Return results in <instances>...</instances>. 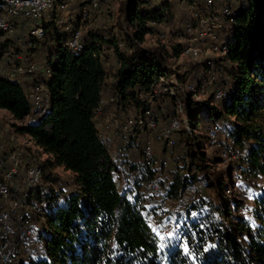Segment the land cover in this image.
<instances>
[{
    "label": "trees",
    "instance_id": "16d2710c",
    "mask_svg": "<svg viewBox=\"0 0 264 264\" xmlns=\"http://www.w3.org/2000/svg\"><path fill=\"white\" fill-rule=\"evenodd\" d=\"M184 1L190 13L185 15L189 17L181 31L165 34L157 31V27L175 21L173 0H126L120 18L124 41H118L114 32H92L85 40L81 30L83 23L100 20L104 24L102 30L111 23L109 15L110 22L102 21L108 2L103 0L101 16L94 15L89 21L78 13L77 18L66 23L71 30L81 33L83 50L80 53L66 47L59 34L60 50L53 68H49L47 59V62L36 63L41 68L30 75L0 74V110L9 113L17 122L14 132L27 137L32 145L11 143L9 149L0 145V161L6 154L19 152L22 164L17 184L36 166L43 173V184L26 205L34 206L42 200L48 202H45L47 210L42 221L39 217L33 220L31 215V223L29 216L21 223L16 220L7 223L16 225L19 231L31 232L29 239L19 237L23 241L17 242L16 260L13 259L12 264H264V0H211L210 4L208 0L209 7L207 0ZM72 5L71 12L77 13L86 3L75 0ZM192 7L201 17H193L191 21ZM219 10L226 35L222 37L219 31L216 44L224 55L215 59V68L198 64L197 69L204 67V73L189 82L188 74L193 69L183 70L173 63L185 54V45L167 43L171 40L168 36L183 35L185 29L192 32L196 28L201 30V35L205 31L200 19L218 15ZM225 11L231 15L225 16ZM63 21L57 12L44 19L45 37L48 31L66 27ZM231 24L233 26L228 28ZM15 28L16 33L8 39L0 32V64L29 69L27 67L35 66L32 59L36 60L37 55L43 53L38 49L45 37L42 40L30 37L28 20L15 23ZM154 35L158 43L145 46L147 37ZM31 42L34 47L29 46ZM7 51L13 53L10 60L5 58ZM110 54L116 62L110 90V98L118 99L110 102L116 109V120L126 114L127 118L136 113L140 115L151 98L153 118L159 123L180 119L178 134L182 132L187 150L182 172L174 173L172 178L162 176L164 163L154 171L142 164V148L151 132L138 140L123 137L128 143L124 151L116 155L103 139L97 118L106 114L107 105L100 115L99 111L109 77L106 68ZM48 74L52 79L45 84ZM173 76H176L175 83L169 82ZM26 78L32 80L25 82ZM229 83L232 88L227 92ZM42 84L44 87L40 86ZM215 84L223 87L222 100H217L215 93L207 101L194 97L195 89L201 96L202 91L213 89ZM188 86L193 89L187 90L181 114L171 89L180 91ZM32 93L45 95V98H37ZM218 127L227 136L220 146L225 147L231 158L236 151L239 153L235 158L240 164V183L232 175L234 159L225 161L220 148L215 151L218 156H207V149L217 148L212 144L210 133L219 130L215 129ZM177 144L178 140L175 147ZM39 153L48 155V160L41 161ZM222 164H228L226 173L212 169ZM7 166L10 164L4 167ZM58 170L70 172L71 182L62 180ZM3 174L1 168L0 179L7 182ZM158 175L162 195L158 197L161 204L155 206L149 202L155 196H148L146 187L155 182L152 180ZM53 183H57L59 190ZM67 183L77 188L67 190ZM199 185L213 191L214 195L195 194ZM191 191L193 199L187 201L183 209L180 207L177 214L168 211L170 218L176 219L180 237L174 247L167 250L151 226L152 217L162 210V202L179 205ZM246 193L253 196L252 206ZM2 199L0 197V212L9 206V202ZM11 215L0 219L5 222ZM0 227L1 234V223ZM40 240L46 241L45 257L26 263L24 244ZM12 249L15 253L14 246Z\"/></svg>",
    "mask_w": 264,
    "mask_h": 264
},
{
    "label": "rangeland",
    "instance_id": "374dc122",
    "mask_svg": "<svg viewBox=\"0 0 264 264\" xmlns=\"http://www.w3.org/2000/svg\"><path fill=\"white\" fill-rule=\"evenodd\" d=\"M74 0H54V7L51 11H47L46 15H45V19L46 18H50L54 12H57V14L64 19L63 21V25L66 23H69L70 21H72L74 19V17L79 15L81 16V18L86 19L88 18V20H92L94 15L101 16L102 13V4H101V0L98 3V7L96 9L93 8L90 0H83L84 3H86V6L83 7L82 9H80L77 13H73L71 12V6H73L72 4ZM125 1L126 0H108V2H106L107 7L105 8L104 14L106 16H102V21L103 22H110V19L107 17L108 15L111 18V23H107L106 26V30H102V28L104 27V24L100 22V20H98L97 22L95 21L94 23H83L81 25V30H82V35L85 37L89 36V34H92V32H106V33H111L114 32L116 33V37L118 41H124V34L120 29V18L122 17V9H124L125 6ZM159 1H164V0H159ZM173 5V10L175 15H177V17L175 18V21H173L172 23L168 24V25H162L157 27V31L165 34V33H170L172 30L175 31H181L184 28V24L186 23L185 21L188 19L189 16H185V15H189L190 10L188 9V7H186V3L184 0H173V2H171ZM211 3V0L209 1V4ZM67 4L69 5V7L67 8ZM159 5H161L160 3H158ZM208 4V0H207V6L209 7ZM87 9V10H86ZM192 11V19L194 18H200L201 15H198L197 12L195 11V8H191ZM109 12V13H108ZM225 13V12H224ZM225 15V14H224ZM231 15V14H230ZM187 17V18H186ZM228 17V16H227ZM182 19V21H181ZM186 19V20H185ZM222 19H224L222 17V13L219 10L218 11V15H214L213 17H202L200 19V25L203 27V31H205L204 33H202L200 35L201 30H199L198 28L193 29L192 32L188 31L185 29V33H183V35H177V36H172L170 35V37L168 36V38H171V40L169 39L167 41V43H169L171 41V44H177V43H183L185 45V54L181 55V57L179 59H177L176 61H174L173 63L175 64V66H181L183 70L186 69H193L191 71H189L188 74V80L189 82H194L196 79H198L199 76H201V74L204 73V67H200L197 69L198 64L203 63V64H207L209 67L211 68H215V59L218 57H223L224 54H222L221 52V48L219 46V44H216L218 42V32L221 31L220 35L223 37L226 35V31H224V26H223V21ZM84 21V20H83ZM88 21V22H89ZM122 21V20H121ZM17 22H21V19H13L12 22L10 23L11 25V30L10 32H16V28H15V23ZM44 22V19H43ZM43 22H39L41 26L44 27ZM39 23H37L39 25ZM36 23L34 24H29V31L31 32V29L33 27H35L37 25ZM206 24V25H205ZM62 25V24H61ZM227 26V25H226ZM233 25L231 24L228 28L232 27ZM187 28L190 27V25H186ZM68 31H67V30ZM224 29V30H223ZM45 30V28H44ZM70 31H71V36H70ZM76 30H71L70 26H66V27H60L57 31H48L45 37V34L43 37L41 38H33V39H37V40H42L45 37V40L42 41L41 45L39 46L38 51L41 50V52H43V54H46V56H42L41 59L39 58H35L32 59L31 63L32 64H36V63H44L48 61L50 62L49 64V68H53L54 65L56 64V59H57V55L58 52L60 50V43L58 40V36L59 34L62 35L63 37V41L66 42L65 46L68 47L69 41L73 38V34L75 33ZM54 32V33H53ZM2 33V32H1ZM46 33V31H45ZM105 33V34H106ZM4 36H8V34L3 33ZM29 34V33H28ZM81 34V33H80ZM169 35V34H168ZM230 36V35H229ZM11 37H6L5 39H8ZM158 37L156 35L154 36H148L147 37V42L145 44V46H153L156 45L158 43ZM163 38V37H162ZM204 40V42H202V44L200 45V49H197L194 45L192 40ZM82 38H81V43H82ZM169 44V45H171ZM83 45V43H82ZM30 47H34L33 42L30 43L29 45ZM214 47V48H213ZM74 51V50H73ZM76 52V51H74ZM80 53V52H78ZM13 53H11V51H7L5 53V58L10 60ZM44 58V59H43ZM20 59V58H19ZM109 62H107V71H109V77L107 78L106 81V85H105V89L103 90V101L101 104V109L99 111V115L102 113L103 107L105 105L106 106V114H104L102 116V118H97V123H98V128L100 129L101 133H102V137L104 140H106L110 146L111 152L114 155L115 153H122L124 151V140L122 139L123 137H126L127 139L129 137H132L134 139H139V136H143L146 132H151V134H153V127L152 126H160L163 123H159L155 118H153V99L151 98L147 104V108L145 109V111L141 112L140 115L138 113L136 114H132L130 115V120L128 123V115H124L123 118H120L118 120H116V116H115V107L114 105H112L109 101V98L111 96V84L114 80V72L116 71V62L113 58V56L110 54L109 55ZM5 63L0 64L1 65V69H0V74H6V70L4 69L5 65H3ZM39 68H23V67H19V69H11L10 70V74L12 75H16V76H25V75H30L33 74L34 72L38 71ZM212 73H214V71L212 70ZM216 77L219 76V73L215 74ZM220 77V76H219ZM218 77V80L220 79ZM228 77V75H227ZM172 79L169 80V82L176 80V76L171 77ZM52 79V75L48 74L46 75L44 82L45 84L50 83ZM221 80V79H220ZM25 82H30L31 78H26V80H24ZM227 81L229 82V79H227ZM222 82V80H221ZM224 82V81H223ZM227 82V83H228ZM214 82H211V84H213ZM43 86L44 85H40ZM39 86V87H40ZM193 89V86H188L187 89H182L180 91H178L176 88H172L171 89V93L174 95L175 100H176V104H177V109L179 111V113L183 114L184 109H185V101L187 99L188 96V92L187 90L189 89ZM232 88L231 83H229V86L227 87V92H229ZM37 90V89H36ZM222 90V91H221ZM219 92L223 93L225 95V92L223 90V87L221 86H217L216 84L214 85L213 89L211 87L205 89L204 91H202V95L200 96L199 93L196 91V89L193 92V95L196 99H198V101H202V100H208L209 98H211L212 94L215 93V97H218ZM216 97L217 100H222L224 98V96L221 99H218ZM117 99V98H116ZM110 100H114V96H112L110 98ZM118 101V99L116 100ZM39 105V104H38ZM215 106H217L215 104ZM219 106V105H218ZM147 110V111H146ZM138 114V115H137ZM120 120V121H119ZM0 121H2V126L0 125V145L3 146V149H9L11 143H16L17 146H21V145H28L31 146L29 144V140L27 137L21 136V135H17L14 132V125L17 124L16 121H13L11 119V116L9 115L8 112L4 111V110H0ZM5 123V124H3ZM169 123V122H168ZM174 123V124H173ZM186 123H188L186 121ZM156 124V125H155ZM174 126V127H173ZM181 127V123H180V119L179 118H175L174 120L172 119V131H173V142H157L155 141V139L151 136V134L149 135V139L152 140L153 143V149H151V156L155 162V166L154 169L149 168V166H147L144 161V158H142V164H144V166L151 171H154L156 169H160V163H164V173H162V176H169V178H172L173 174L176 172H182V162L184 161V156H186V143L184 142L185 138L182 135V132L180 134H178L179 130ZM13 128V129H12ZM189 130H191V128H188ZM215 129H219L221 132L216 133V139L215 141H212L213 145H216L217 148H209L206 150L207 156L212 158L214 156H218V154H216L215 151H217V149L220 148V150L222 151L221 156L225 161H231L232 159H234V162H231L235 168V170L233 171L232 175L235 178V181L237 183L241 182V178H239V173H238V167L240 166V164L237 162L238 158L237 155L239 154L237 151L235 152V156L234 158L231 156H229V153L226 151L225 147H221L220 143L223 144L226 139L227 136L224 134L223 135V131L220 127L215 128ZM214 129V130H215ZM221 133V135H220ZM210 137L211 140L213 139L214 136H212V134L210 133ZM178 140V144L176 145V142ZM206 139H204V143H205ZM203 143V144H204ZM202 144V145H203ZM205 145V144H204ZM175 147V148H173ZM204 148V147H203ZM222 148V149H221ZM205 149V148H204ZM149 150V143H145L143 145L142 151H148ZM117 151V152H116ZM41 161H46L48 160L49 157H47L46 154H42L39 153ZM19 156V152L15 151L13 153L10 154H6L0 161V169L3 168L6 164H10V173L11 171L14 169V167L16 166V170H17V175L13 178H11L9 181L11 184H14L12 186L11 189V194L9 196L8 199H5L4 201H8L10 203V209L8 211H4L1 210L0 212V218H6L7 216L10 215V213H13V210H17L18 214H22L24 215V219H27V216H31L33 220H35V218H41L40 220L42 221L44 219L43 216L46 215V211L44 213V215L42 213H39V215H37V213L35 212L37 204L40 203L37 202L34 206H27L26 203L29 201L30 196L34 195L35 190L38 189L42 184H43V178L39 180L40 177H36V183H32V187L29 186L30 182H29V178L31 177V170H29L23 180V182L21 184H17L16 183V178L20 173V165L21 162L18 158ZM5 160L2 161V160ZM144 161V162H143ZM15 162V163H14ZM242 165V164H241ZM12 168V169H11ZM228 164H222V165H215V167L212 166L213 170L216 171H221V172H225L228 170ZM37 169L36 166L32 168V171ZM60 175H61V179L64 181H68L71 182L72 180V174L70 172H64L63 170H58L57 171ZM43 175V173H42ZM161 175V174H160ZM3 178H6V173H4ZM158 176L154 178V180L157 182V185L155 182H152L154 184H156L158 186V188L160 187L159 191L161 190V186L158 182ZM28 179V181H27ZM39 180V181H38ZM9 183V184H10ZM66 184V188L65 189H70V190H74L77 187L76 186H72L71 183L70 184ZM151 183V184H152ZM117 184L119 185V187H122L121 182L119 180H117ZM149 184V183H148ZM52 186H54L55 189H58L57 183H53ZM150 186V185H149ZM33 187H35L33 189ZM146 189H148V185L146 187ZM200 191V193L198 192ZM149 192V193H148ZM147 195L151 196L152 192L148 190ZM197 195H202L201 193H203L204 195L206 194L207 196L211 195L213 196L214 193L213 191L210 190H205V188H203V186L199 185L198 189L195 191ZM151 194V195H150ZM155 197H153L152 201L149 202L155 206H159L161 204L160 199L158 198L160 195L159 194H153ZM247 197V201L249 202V205L252 206L253 205V196H251L249 193L245 194ZM190 199H193V191L187 193L185 195V198L182 199V201L179 203V205H172L171 203L167 202L164 203L162 202V206L161 209H159V214L154 215L152 217V222H151V226L153 227V230L155 232L158 233V235L160 236V238L162 237L163 239V245L165 246V248H168L167 250H171L174 245L179 241V237H180V229L178 226H176L177 222L175 218H170V213L168 212L169 210L172 211V214H177V211L180 209V207L183 209L185 203H187V201L189 202ZM46 203H48L45 200H42ZM41 201V202H42ZM164 203V204H163ZM171 207V208H170ZM34 209V210H33ZM20 211V212H19ZM32 211V213H31ZM184 211V210H183ZM242 213L247 214L246 210H242ZM43 215V216H42ZM12 220H16L17 222H19L16 217L12 216L10 217V219H8L7 221L3 222V227L4 226H9L10 228H12L11 231V235H10V244L11 246L15 247V260H16V249H17V242H22L23 239H20V231H28V230H18L16 229V225L14 226H10L7 223L9 221ZM23 222V221H21ZM19 222V223H21ZM26 222V220H25ZM39 226H41L40 223H37ZM1 228V227H0ZM13 230H18L17 233L14 234V238H13ZM28 234L24 237L25 239H29L31 237V232H27ZM168 245H171L170 247ZM27 254L23 256V259L26 263H30L32 259H36V258H40V257H45V251H46V241L45 240H40L39 242L36 243H30L26 246L25 248ZM15 263V261H14Z\"/></svg>",
    "mask_w": 264,
    "mask_h": 264
},
{
    "label": "built area",
    "instance_id": "2783aa9c",
    "mask_svg": "<svg viewBox=\"0 0 264 264\" xmlns=\"http://www.w3.org/2000/svg\"><path fill=\"white\" fill-rule=\"evenodd\" d=\"M12 1H15V8H7V4H3V3L0 4V7H3V9H5L6 13L13 14L14 18H20L21 21L28 20L29 24L43 22V19H45L47 3H41V2H38L36 0H34V1L12 0ZM213 1H218V0H213ZM101 4H103V0H101ZM227 7H229V3L227 4ZM0 27L1 28H7L5 25H2V24H0ZM15 33L16 32H10L8 30V36H4V38L12 37ZM28 33H29L30 37L37 34V33H32V32H28ZM204 40L205 39H203V40H192V42H193V45L197 49H200V45L202 44V42H204ZM72 45H76V41H74L72 43ZM27 68H41V65L35 64V66H29ZM4 69L6 70V74L10 75L11 69H19V68L5 66ZM33 95H35L37 98H45V95H36V94H33ZM110 102H117L116 97H114V100H110ZM150 116H154V115H150ZM127 119H128V123H129L130 117ZM152 127H153V138L155 139V141L162 142V144H163V142H173L172 120L169 121V123H164V124H161L160 126H152ZM215 139H216V135H214L212 141H215ZM123 142H124V146H126L128 143L127 140H124ZM146 143H149V150L143 151V155L141 156V158H148V165H149V163H154L150 160V153H151V149H153V143H152L151 139H148ZM7 167L8 168H5V167L2 168V173H6V175L10 176V166H7ZM32 168L33 167H31L29 169V170H31V182H30L29 186H31L32 182H35V179H36V176H32ZM159 176L160 175H158V177ZM13 185L14 184L10 183L9 185L6 186V188H12ZM148 190L152 192V195L153 194L162 195V191L154 190V185H152V184H150V186L148 187ZM2 200H4V199H2ZM31 213H32V211H31ZM3 221H4V219L1 221V226L3 225ZM29 222L30 223L32 222L31 216H29ZM18 230H13V238H14V234L17 233ZM4 244H7V241H0V264H1V257H8V264H9V254H2L1 253V246ZM28 244L29 243L24 244V251H25V248Z\"/></svg>",
    "mask_w": 264,
    "mask_h": 264
},
{
    "label": "bare ground",
    "instance_id": "6f19581e",
    "mask_svg": "<svg viewBox=\"0 0 264 264\" xmlns=\"http://www.w3.org/2000/svg\"><path fill=\"white\" fill-rule=\"evenodd\" d=\"M27 1H34V0H27ZM36 1L41 2V3H47L46 12L50 11L52 9V7H53V4H54V0H36ZM99 1L100 0H90V2H91V4H92L94 9H96L98 7ZM1 3L7 4V8H15V1H12V0H0V4ZM224 14H225V16H230V13L228 11H225ZM11 19H14L13 14L6 13L5 9H3V7H0V24L5 25L7 27V28H1L0 27V32L8 34V30L9 31L12 30L11 29V25H10ZM31 32L32 33H37L36 35H33L32 38H41L45 34V30H44L43 26L40 25V23H39V25L37 24L35 27H33L31 29ZM74 41H76V45L77 46L76 45H72V43ZM68 47L70 49L76 51V52H81L83 50V46H82V43H81V34H80L79 31H77V32H75L73 34V38L69 41ZM223 96H224V94L219 92L218 97L217 96L216 97L218 99H221ZM218 132H219V130H216L214 133H212V136L216 135V133H218ZM150 160L152 162H154V160H153V158L151 156V153H150ZM144 161H145V164L147 166H149V168L154 169L155 162L154 163H149V165H148V158H144ZM16 174H17V170H16V166H15L14 169L11 171L10 176L9 175L6 176V181L7 182H4L3 180L0 179V197L1 198H3V199H8L9 198L10 190H9V188H6V186H7V183L8 184L10 183L9 180ZM32 176L40 177L39 180L43 178L42 172L40 170H38V169H35V170L32 171ZM27 181H28V179H27ZM29 182H31V177L29 178ZM32 183H34V182H32ZM152 185H154V190L159 191V188H158V186L156 184L152 183ZM34 188L35 187H33V189ZM35 207H36L35 212L38 215H39V213H42L44 215L45 211L47 210V205H46L45 202H42V203L40 202ZM12 216L16 217V219L19 222L24 221V216L22 214H18L17 210H13ZM2 220L3 219H0V223H1ZM10 230H11V228L9 226H7V225L3 227V231L0 234V241H7V244H4V245L1 246V253L2 254H9V264H12L15 253H14V251H13L11 245H10L9 238H10V235L12 234ZM27 234L28 233L24 231V232L21 233L20 236H21V238H24ZM1 264H8V257H1Z\"/></svg>",
    "mask_w": 264,
    "mask_h": 264
},
{
    "label": "crops",
    "instance_id": "0c3cea01",
    "mask_svg": "<svg viewBox=\"0 0 264 264\" xmlns=\"http://www.w3.org/2000/svg\"><path fill=\"white\" fill-rule=\"evenodd\" d=\"M63 1V0H62ZM84 2V1H83ZM66 3H67V0H66ZM69 7V5L67 4V8ZM15 20L16 19H20V18H14ZM12 20L13 19H11V22H12ZM42 56H46V54H43V53H41V54H39V55H37V57L38 58H41ZM18 58H20V59H22V56H18ZM44 59V58H43ZM32 80V79H31ZM151 134V133H150ZM151 136L153 137V134H151ZM140 137H142V135L141 136H139V138ZM110 146H111V144H110ZM112 149V148H111ZM110 149V150H111ZM114 155H116V153L114 154ZM47 157H48V155H47ZM21 162V164H22V161H20ZM10 209V204H9V206L6 208V209H3L4 211H8Z\"/></svg>",
    "mask_w": 264,
    "mask_h": 264
},
{
    "label": "snow or ice",
    "instance_id": "6c2138e0",
    "mask_svg": "<svg viewBox=\"0 0 264 264\" xmlns=\"http://www.w3.org/2000/svg\"><path fill=\"white\" fill-rule=\"evenodd\" d=\"M161 239H163L162 237H161ZM169 247L171 246V245H168ZM162 247H165L164 245H162ZM211 247H215V245H211ZM185 252L187 253V245H185Z\"/></svg>",
    "mask_w": 264,
    "mask_h": 264
}]
</instances>
